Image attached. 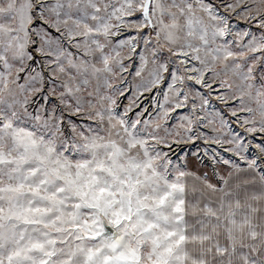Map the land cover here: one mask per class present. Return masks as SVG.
I'll return each instance as SVG.
<instances>
[{"label":"snow or ice","instance_id":"snow-or-ice-1","mask_svg":"<svg viewBox=\"0 0 264 264\" xmlns=\"http://www.w3.org/2000/svg\"><path fill=\"white\" fill-rule=\"evenodd\" d=\"M0 264H264V0H0Z\"/></svg>","mask_w":264,"mask_h":264}]
</instances>
